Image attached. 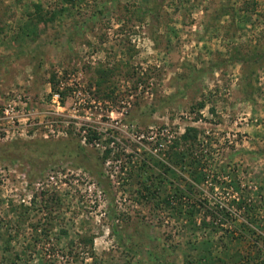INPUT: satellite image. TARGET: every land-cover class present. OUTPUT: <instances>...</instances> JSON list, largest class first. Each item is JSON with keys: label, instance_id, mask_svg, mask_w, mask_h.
I'll return each instance as SVG.
<instances>
[{"label": "rangeland", "instance_id": "rangeland-1", "mask_svg": "<svg viewBox=\"0 0 264 264\" xmlns=\"http://www.w3.org/2000/svg\"><path fill=\"white\" fill-rule=\"evenodd\" d=\"M244 1L0 0V264H264V0ZM186 126L190 175L167 159ZM148 175L219 217L153 207Z\"/></svg>", "mask_w": 264, "mask_h": 264}, {"label": "trees", "instance_id": "trees-1", "mask_svg": "<svg viewBox=\"0 0 264 264\" xmlns=\"http://www.w3.org/2000/svg\"><path fill=\"white\" fill-rule=\"evenodd\" d=\"M75 1L76 0H64L65 4L67 5H73ZM33 6H34L33 13L37 16L36 20H38L39 22L44 20V18L46 17L44 14H46L47 12L44 13L41 4L37 3L34 4ZM256 7H257L256 0H251V2H249V0H245L243 2L241 11L254 13ZM50 14H51L50 17H53V13L50 12ZM144 14H146V11ZM150 14H154V11L151 10ZM53 89L55 91V87ZM204 105H205L204 100H199L198 102L195 103L197 111H199L202 107H204ZM84 133H85L84 137L87 139V141H92L99 138L98 133L90 128H87ZM198 134H199V130L196 126H186L181 134L174 137L173 142L170 146V151L167 154V159L173 165V167L175 166L174 168L178 167L179 169H185V170L190 169L188 171L189 175L193 173V171L197 167L202 166L201 163L202 152L200 151L199 153L194 154L195 150H197L196 146L198 143ZM180 144L183 145L184 148L178 149V146ZM163 165L164 166H162V171L159 173L167 174V172L171 170V167L169 165H165V164ZM101 174H102L101 171H99L95 176L101 177ZM174 174L176 175V173ZM151 178L152 176L148 175L146 180L142 182L140 181L139 183L141 184L140 191H144L143 198H145V202L146 201L151 202L153 207L157 206L159 208H171L172 211L177 215V217L186 216L189 217V219L191 217H194L195 213L198 212L200 216V224L202 227H208L210 221L215 220L216 218L219 217V212L221 213L222 208L219 209L208 206L209 204L207 202H204L203 198L196 197L195 194L198 191H200V187L195 183L186 181L187 184L185 186L176 184L171 194H167L163 196L162 194H159V192L163 190H159L157 186V182L155 184V188H153L152 185L154 184V180H151ZM158 182L160 183V181ZM237 201L239 208L242 207V205H248L245 202V200H243V198L242 200L238 198ZM231 202L235 203L236 199L233 198ZM247 207L248 210H246L247 215L245 222L254 224L257 222L258 215H256L253 212L254 208H252L251 206H247ZM232 237L235 236L232 235ZM234 264H245V263L240 261Z\"/></svg>", "mask_w": 264, "mask_h": 264}, {"label": "built area", "instance_id": "built-area-1", "mask_svg": "<svg viewBox=\"0 0 264 264\" xmlns=\"http://www.w3.org/2000/svg\"><path fill=\"white\" fill-rule=\"evenodd\" d=\"M53 98L57 101V100H58V94H53ZM0 113H3V114H5V115H8V109L5 108L3 111H0ZM10 119H11L12 122H14L12 116H11Z\"/></svg>", "mask_w": 264, "mask_h": 264}]
</instances>
